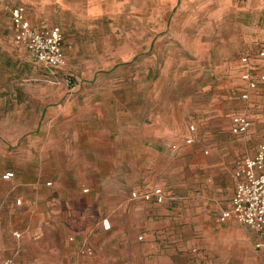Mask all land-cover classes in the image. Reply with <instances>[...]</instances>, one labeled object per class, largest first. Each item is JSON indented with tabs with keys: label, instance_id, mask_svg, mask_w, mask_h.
<instances>
[{
	"label": "crops",
	"instance_id": "0c3cea01",
	"mask_svg": "<svg viewBox=\"0 0 264 264\" xmlns=\"http://www.w3.org/2000/svg\"><path fill=\"white\" fill-rule=\"evenodd\" d=\"M122 1L126 8L130 0H0L1 70L6 76L15 72L17 78L25 70L21 52L10 48L15 44L11 6H22L34 27L61 28L64 44H71L65 51L68 56L120 57V51L101 47L103 41L116 39L117 31L132 38L134 47L126 55L147 56L152 53L153 19L116 22L115 10L122 7ZM148 1L152 8V0ZM183 1L166 0V6L175 10ZM199 1L211 10L214 36L211 34L209 40L215 42L216 51L230 58L245 51L235 63L230 61L231 76L234 72L238 75V96L244 99L241 56L247 55L257 82L249 97L256 94L264 102V91L259 93L264 87V56L259 55L264 48V0ZM169 24L171 19L167 18L165 25ZM196 32L192 45L186 43V33H172L171 37L180 41L187 53L196 55L200 42L206 40L200 37V29ZM16 46L28 52L24 46ZM68 64L76 71L73 60ZM116 67L115 63L106 65L107 73ZM90 72L94 75L96 68L92 66L85 73ZM24 85L19 81L0 85V104L7 102L5 98L2 103L3 89L15 90L16 94ZM48 89L36 96L33 104L24 100L23 122L19 119L10 124L8 115L0 113V264L6 260L11 264H104L103 243L126 230L125 220L132 222L128 232H135L139 226L145 239L157 240L150 243L154 252L151 264H264V246H256L261 241L257 232L233 217L219 220L221 212L231 206L234 171L248 155L236 161L227 204L216 212L217 204L208 198L212 190L214 198L221 196L217 192L221 184L213 186L210 182L208 190L200 179L190 185L183 171L177 182L169 178L175 173L167 174L170 158L182 156L186 161L187 157L191 171L211 162L180 143L183 135L185 141L196 137L193 123L185 132L184 126L174 128L172 123L153 117L152 82L136 77L129 81L81 80L69 88L53 85ZM186 109L182 105V112ZM238 113L250 120L243 134L231 131L232 116ZM252 121L244 110L235 111L230 115L228 131L240 136L251 129L264 136V124L251 128ZM10 125L15 129L10 130ZM174 142L176 149L171 147ZM8 171L13 175L4 178ZM157 186L166 194L162 202L130 197L132 190L144 192ZM137 217L139 223H135ZM104 218L109 220L108 228L102 225ZM249 230L256 237L254 244L249 242Z\"/></svg>",
	"mask_w": 264,
	"mask_h": 264
},
{
	"label": "rangeland",
	"instance_id": "374dc122",
	"mask_svg": "<svg viewBox=\"0 0 264 264\" xmlns=\"http://www.w3.org/2000/svg\"><path fill=\"white\" fill-rule=\"evenodd\" d=\"M148 5V0H130L125 8L124 1H122V7L115 10L113 18L121 24L128 18L137 19L138 22H143L148 17L153 19L152 53L147 56L130 57L126 55L134 44L132 38L126 32L121 31H117L116 39L103 41L104 45L101 46L108 50L120 51V57L112 55L68 56L65 51L70 49L71 44L68 42L64 44V33L60 28L63 35L64 63L54 73H50L43 65L35 62L23 47H18L12 42L10 48L21 52L19 57L22 56L24 60L25 70L23 74H18L17 78L15 72L10 71V75L6 76L0 68V85H5L6 81H19L23 82L26 87L18 90L16 94H14L15 90L3 89L2 93H6V97L2 95V103L5 98L7 102L5 105L0 104V113L8 115L10 124H14L19 119L23 122L24 109L26 110L24 100L33 104L36 96L44 95L43 92L48 91V87L53 85L69 88L81 80L129 81L135 77L142 81L152 82L153 117L161 118L166 123H172L174 128L184 126L185 132L188 125L193 123L197 131L196 137L191 143H187L183 135L179 139L180 143L183 141V146H187L186 148L201 152L204 158L211 162L209 166L191 171L187 157L186 161L182 160V156L170 158L167 174L169 176L175 173L176 176L175 178L169 176V178L177 182V176L180 178L181 171H183L185 172L184 178L187 176L190 178V185L197 183L194 179H200L199 183L205 184L203 187L206 189L209 188L210 182L213 186L221 184L217 189L221 196L217 195V198H214V190H212L208 198L211 203L217 204L218 208L215 211L219 212L225 208L230 196V188L233 184L231 174L236 161L242 156L252 155L260 142L264 140L260 132L257 131L256 134L251 132V129L248 134L240 136L230 134L228 131L230 115L235 111L244 110L253 119L251 128L257 127L258 124H264V102L259 101L260 98L256 94L250 96L249 99H241L238 96V75L234 72L231 76L230 61L234 59L235 63L245 51L241 50L236 53L234 58L225 56L223 51H216L215 42L209 40L213 34L211 10L204 2L185 0L175 10L166 6V0H152V8ZM167 18L171 19V24L166 26ZM118 28L127 31L122 27ZM196 29H200V37L202 39L206 37V40L200 42L198 53L192 55L187 53L180 41H176L171 35L172 33H186V36H189L186 43L192 45L193 35L198 36ZM142 42L144 43L143 39ZM89 43L91 42H87L88 45ZM6 46L9 48L10 45ZM142 48L144 49V45ZM218 52L221 54L217 56ZM72 60L76 71L69 68L68 61L71 63ZM114 63L117 67L113 72L107 73L106 65L110 66ZM90 64L96 68L97 74L85 73L86 69L92 67ZM228 79H231L230 83H227ZM261 91H264V87H260L259 93ZM68 92L71 91L67 90ZM184 104L187 109L182 112ZM9 129L12 130L15 127L10 125ZM171 147L178 148L177 142L172 143ZM183 162H186V165ZM138 221L139 217L136 218L135 223H139ZM130 224L132 222L125 220L126 230L109 237L103 243V248L106 247L103 250L104 264L152 263L154 252L151 251L150 243L157 240L145 239L144 231L139 226L135 232L133 230L128 232ZM141 234L142 238L139 237ZM248 235L249 242L254 244L256 237L251 230Z\"/></svg>",
	"mask_w": 264,
	"mask_h": 264
},
{
	"label": "built area",
	"instance_id": "2783aa9c",
	"mask_svg": "<svg viewBox=\"0 0 264 264\" xmlns=\"http://www.w3.org/2000/svg\"><path fill=\"white\" fill-rule=\"evenodd\" d=\"M10 19L14 28L15 44L24 46L35 61L45 65L50 73H54L64 63L63 35L60 28L58 26L50 28L32 26L22 6L10 8ZM259 55L264 56V48L259 51ZM241 61L243 63L241 78L246 82V89L241 93V97L247 99L250 90L256 87L257 82L249 57L243 55ZM261 79L264 80V74L261 75ZM249 127L250 120L246 114L238 113L232 116V133L243 134ZM190 129H193V125H190ZM192 141L191 136L186 138V142ZM12 175L13 172L8 171L3 177L8 178ZM234 178L236 185L231 198V206L221 212L219 220L223 221L233 217L259 234L261 241H258L256 246H264V140L260 142L252 155L242 159L234 171ZM50 183L47 182V184ZM130 197L162 202L166 194L161 187L157 186L144 192L132 190ZM16 202L19 203L20 200L17 199ZM102 225L108 228L109 220L104 218ZM14 234L17 237L20 236L19 232H14ZM86 251L90 253L89 248ZM5 264H11V260H6Z\"/></svg>",
	"mask_w": 264,
	"mask_h": 264
}]
</instances>
